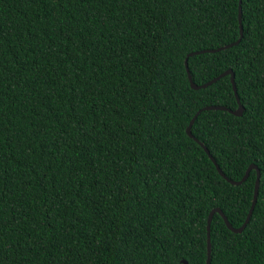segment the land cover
Listing matches in <instances>:
<instances>
[{"label":"trees","instance_id":"obj_1","mask_svg":"<svg viewBox=\"0 0 264 264\" xmlns=\"http://www.w3.org/2000/svg\"><path fill=\"white\" fill-rule=\"evenodd\" d=\"M0 0V264H264V0Z\"/></svg>","mask_w":264,"mask_h":264},{"label":"water","instance_id":"obj_2","mask_svg":"<svg viewBox=\"0 0 264 264\" xmlns=\"http://www.w3.org/2000/svg\"><path fill=\"white\" fill-rule=\"evenodd\" d=\"M239 16H240V23H241L242 22L241 21L242 20V0H240V13H239ZM240 33H241V36H240L239 40H237L234 43L228 44L226 46H223V47H220V48H217V49H209V50H202V51L191 52V53H189L187 55L186 60H185L187 74H188V77H189V81H190L191 87L193 89L199 90V89L207 88L208 86H211L214 83H216L217 81H219L221 78L230 75L231 76V83H232V86H233V90H234V93H235L236 98H237V101H238V108L236 110L229 109V108H227L225 106H207V107H204L201 110H199L197 112V114L193 117V119L191 120V122H190V124H189V126L187 128V134H188V136L190 138L194 139L196 142H198L203 147V149L205 150V152L208 154L209 158L215 164V166H216L217 170L219 171V173L221 174V176L224 177L232 185L238 186V185L243 184L248 179V177H249V175H250V173H251L252 170H256V172H257V179H256V185H255L254 199H253V202H252L250 211L247 213V216H246V219H245L244 223L239 228H234V227H232L230 225V223L228 222V220L226 218L227 216L224 214V212L220 208H215V209H213L210 212L209 217H208V221H207V227H206V231H207V240H206V264H210V252H211V244H210V223H211V220H213L214 214L215 213H219L222 216L223 222L225 223L226 227L230 231H232L234 233H241L244 230V228L246 227L247 223L249 222L250 217L252 215V212L254 211L255 206L257 204V201H258V194H259L260 180H261V171H260V169L258 168L257 165L251 164L248 167L245 175L243 176V178L241 180L234 181V180L229 179L222 172V170L220 169V166L218 165V163L215 160V158L211 155L209 149L203 143H201L198 139H196L194 137V135L192 134V127H193V125H194L197 117L199 116V114L202 111L221 110V111H227V112H229V113H231V114H233V115H235L237 117H241V116H243L245 109H244V106L242 105L241 100H240L239 95H238L237 85H236V81H235V73L233 72V70L230 69V70L222 73L218 77L214 78L213 80H211V81H209V82H207V83H205L203 85H197L193 81L188 60H189L190 57H192L194 55H199V54H204V53H216V52H219V51H222V50H225V49H229V48H232V47L238 45L241 42L242 38H243V27H242L241 24H240ZM180 263L181 264H188L187 261L186 260H183V259L180 261Z\"/></svg>","mask_w":264,"mask_h":264}]
</instances>
